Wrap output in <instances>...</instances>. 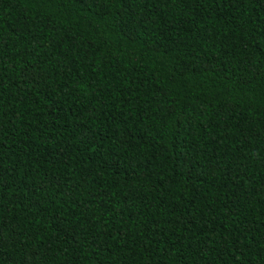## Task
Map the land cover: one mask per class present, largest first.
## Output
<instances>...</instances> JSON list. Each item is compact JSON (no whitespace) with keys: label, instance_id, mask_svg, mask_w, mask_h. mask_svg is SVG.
<instances>
[{"label":"trees","instance_id":"obj_1","mask_svg":"<svg viewBox=\"0 0 264 264\" xmlns=\"http://www.w3.org/2000/svg\"><path fill=\"white\" fill-rule=\"evenodd\" d=\"M0 264H264V0H0Z\"/></svg>","mask_w":264,"mask_h":264}]
</instances>
